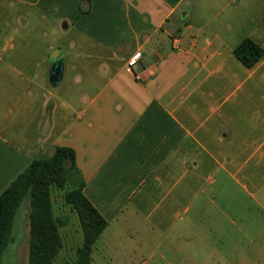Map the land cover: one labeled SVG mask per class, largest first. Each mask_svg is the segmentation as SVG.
Wrapping results in <instances>:
<instances>
[{"label":"crops","instance_id":"0c3cea01","mask_svg":"<svg viewBox=\"0 0 264 264\" xmlns=\"http://www.w3.org/2000/svg\"><path fill=\"white\" fill-rule=\"evenodd\" d=\"M263 14L264 0H0V195L67 147L103 233L179 225L189 257L219 256L220 220L263 235L264 56L232 53L264 50Z\"/></svg>","mask_w":264,"mask_h":264},{"label":"trees","instance_id":"16d2710c","mask_svg":"<svg viewBox=\"0 0 264 264\" xmlns=\"http://www.w3.org/2000/svg\"><path fill=\"white\" fill-rule=\"evenodd\" d=\"M232 53L246 68H252L264 56L263 48L250 39L241 41ZM83 186L71 148L55 147L50 156L33 160L0 195V256L9 240L15 212L28 200V264H55L63 248L60 228L70 220L54 213L51 194L64 190L63 204L76 214L82 233L81 244L69 264H90L93 245L107 223L83 195Z\"/></svg>","mask_w":264,"mask_h":264},{"label":"rangeland","instance_id":"374dc122","mask_svg":"<svg viewBox=\"0 0 264 264\" xmlns=\"http://www.w3.org/2000/svg\"><path fill=\"white\" fill-rule=\"evenodd\" d=\"M50 57L53 58V53ZM63 194L64 190H53L51 194L54 213L66 215L70 220L67 226L60 228L63 248L55 264H69L74 259L75 250L82 241L77 216L63 204ZM238 198L237 195V202L234 200L233 205L239 202ZM241 203L249 204L243 197ZM218 205L228 214V199L223 194H220ZM29 210L28 200L23 201L17 208L12 220L9 240L1 251L0 264H28ZM231 213L232 217L236 215L234 212ZM133 227L147 230L148 224L139 221L133 224ZM118 228V233L115 235L101 233L102 235L93 245L90 264H264V234L259 235L257 232L259 229H254L252 226L248 227V234L253 235L251 240L243 239V236L236 231L229 235L228 228L230 230L233 227L229 226L228 222L220 220L217 227L219 238L215 241L214 247L219 251V256L214 257L183 256L181 252L188 247V244L193 243L191 249L194 250L195 240L187 243L185 238L181 239L178 235L179 225L174 229L177 234L164 236L163 232H151L145 237L137 234L133 239H128L131 226ZM246 229L247 226H245ZM138 246L141 248L139 249ZM234 249L238 251L237 255H234Z\"/></svg>","mask_w":264,"mask_h":264},{"label":"water","instance_id":"95a60500","mask_svg":"<svg viewBox=\"0 0 264 264\" xmlns=\"http://www.w3.org/2000/svg\"><path fill=\"white\" fill-rule=\"evenodd\" d=\"M61 65L60 62H57L54 64L51 69H50V74H49V80L51 83L55 84L59 82L61 78Z\"/></svg>","mask_w":264,"mask_h":264}]
</instances>
